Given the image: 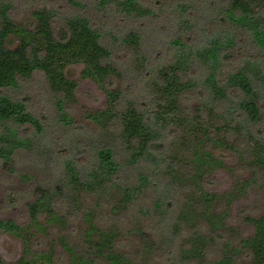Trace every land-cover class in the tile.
Returning a JSON list of instances; mask_svg holds the SVG:
<instances>
[{
	"label": "trees",
	"instance_id": "16d2710c",
	"mask_svg": "<svg viewBox=\"0 0 264 264\" xmlns=\"http://www.w3.org/2000/svg\"><path fill=\"white\" fill-rule=\"evenodd\" d=\"M24 1L25 7L43 4L33 10L35 22L31 25L17 20L11 1L0 0V162L11 169L19 150L37 146L51 154L48 185L27 202L30 222L41 226L38 219L43 213L51 222L58 217L57 206L61 210L68 207L72 190H102L106 179L114 182L122 170L116 148L102 139L92 140L86 147L74 133L67 102L75 98L78 82L68 76L66 68L81 63L82 76L92 78L107 96L106 109L87 115L102 128L112 126L126 146L129 161L143 164L139 182L126 188L125 200L131 201L145 186L151 187L159 214L152 228L161 235L163 264H194V256L205 253L206 245L181 247L183 219L174 223L180 180L164 175L174 169L167 153L175 134L171 124L177 120L185 123L188 118L181 105L184 98H198V110L217 116L221 123H214L217 130L226 129L230 137L240 135L241 145L253 144L259 171L253 180L243 181V188L248 189L252 181L264 188V0ZM145 18L167 23L173 34L166 39L151 36L152 45L166 46L173 57L169 62H157L141 54L139 77L132 83L129 80L136 76L129 62H120L123 57L117 48L130 46L138 52L145 37L129 23ZM122 19L127 24L119 25L115 36L112 28ZM151 47L148 45V54ZM36 72L43 73L54 98L62 131L56 136L50 135L46 115L32 109L31 96L22 90L23 82ZM117 77L130 82V88L134 84L141 87L144 98L138 99L125 88H113L111 79ZM193 119L204 133L199 142L223 144L224 136L215 137L218 131L204 126L200 113ZM195 162L200 175L222 164L207 150L195 153ZM55 174L57 178L52 180ZM200 188L207 201L214 198L213 193ZM245 219L254 232L241 238L239 246L229 248L232 243L227 242L216 264H234L235 255L242 251L249 253L253 264H264V215L249 214ZM89 224L88 240L97 232L103 241L96 243L95 249L89 243L77 251L65 238L72 264H103L105 254L112 263L133 264L118 250L113 232ZM22 228L14 219L0 217V232L20 235ZM105 245L109 247L106 253L102 250ZM34 254L13 264L51 263L49 252Z\"/></svg>",
	"mask_w": 264,
	"mask_h": 264
},
{
	"label": "rangeland",
	"instance_id": "374dc122",
	"mask_svg": "<svg viewBox=\"0 0 264 264\" xmlns=\"http://www.w3.org/2000/svg\"><path fill=\"white\" fill-rule=\"evenodd\" d=\"M8 1L14 4L18 14L17 20L24 25L35 22L33 10L43 5L25 7L24 0ZM58 21L63 22L62 18ZM122 23L124 26L127 24L126 20L122 19L116 23V28H112L115 36L118 35L117 31ZM129 24H133L145 37L144 45L138 52L130 46L117 48V53L123 57L120 62H129L132 74L136 76L131 75L129 81L133 83V78L139 77L136 72L142 67L139 63L141 54H146L147 57L149 55L157 62H169L172 59L173 56L166 46L152 45L154 41L151 36L155 38L157 35L166 39L173 32L165 21L161 22L155 18L137 19ZM164 42L166 41L160 40V43ZM148 45L152 46L149 54ZM83 68L81 63L70 64L66 68L68 76L78 82L75 98L67 102L69 115L76 127L74 133L86 147L91 144L90 141L102 139L104 143L116 148L119 152L121 173L114 182L106 179L102 190H72L68 207L61 210L57 206L58 217L51 222L48 221L50 216L43 213L38 219L41 225L39 226L30 222L27 202L36 197L39 188L48 185L47 179L53 169L51 154L39 151L40 147L37 146L33 150H19L11 169L0 162V217L12 218L24 226L20 235L0 232V264H13L22 257L33 258L34 252H49L50 264H72L71 251L63 242L65 238L77 251L87 247L89 243L95 249L96 243L103 241L97 232L90 236L92 241L88 240L87 229L90 221L108 234L113 232L114 240L118 242V250L131 258L133 264L164 263L161 258L164 254L160 242L161 235L152 228V224L159 219L157 195L151 187L145 186L131 201L125 200L126 188L139 182L138 176L143 172V164L129 161L126 146L118 138V132L112 130V126L102 128L87 115L106 109L107 96L97 82L82 76ZM112 80L113 88H125L138 99L144 98L141 87L134 84L130 88V82L127 84V81L120 77ZM22 90L24 95L31 96L32 109L46 115L52 129L50 135L62 133L56 119L54 98L43 73L36 72L31 79L24 81ZM181 105L188 118H185V123L177 120L171 124L175 134L169 142L167 153L174 169L164 173L169 180H174L175 177L180 180L174 223L183 219L180 221L183 231L180 236L182 248L206 245L205 253H197L194 256V264H216L222 257L227 242L232 243L229 248L239 246L241 238L254 232V227L245 218L249 214L264 215V188L259 182L253 181L248 189L243 188V181L253 180L259 171L255 164L253 144L241 145L240 135L234 133L230 137L226 129L217 130L214 125H221L217 116L210 117L206 110H198V98H184ZM197 112L200 113L204 126H209L214 132L218 131L215 137L224 136L222 145L198 141V137L202 138L204 133L193 119ZM206 150L221 159L222 164L200 175L195 153ZM56 178L55 174L52 180ZM200 185L213 193L214 198L207 201ZM197 213H202V216H194ZM108 249V245H105L102 250L106 253ZM102 259L103 264H115L106 254ZM234 264H253V260L248 252L242 251L235 255Z\"/></svg>",
	"mask_w": 264,
	"mask_h": 264
}]
</instances>
